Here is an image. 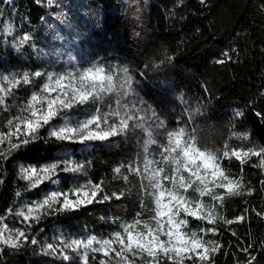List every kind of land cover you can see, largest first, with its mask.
<instances>
[{
  "label": "snow or ice",
  "instance_id": "1",
  "mask_svg": "<svg viewBox=\"0 0 264 264\" xmlns=\"http://www.w3.org/2000/svg\"><path fill=\"white\" fill-rule=\"evenodd\" d=\"M205 2L200 0L201 4ZM8 3L12 4V0ZM46 4L49 8L60 7L58 0H46ZM257 8L264 15V0ZM23 20L27 22L26 17ZM0 30V43L10 44L20 54L31 49L47 59L48 53L42 54L31 32L22 33L11 22ZM54 38L62 42V48L72 44L59 32ZM65 54L67 66L61 64L60 70L42 66L34 71L0 74V110L17 109L3 125L7 130L0 128V170L15 153L39 141L86 146L123 140L134 142L138 150L112 168L115 184L103 179L80 183L75 177L87 176L89 165L72 159L66 152L40 166L21 164L18 178L26 183L27 190L39 189L42 196L15 211L25 228L10 227L0 218V256L9 249L18 252L31 245L40 246L41 254L51 258L49 264H216L223 245L206 237L221 235L220 225L231 226L246 219L244 215L229 219L222 213L228 199L253 194L244 181L243 167L251 163L264 171V145H257L249 133L237 131V125L229 121V139L240 141L238 146L228 142L220 149L202 146L195 125L205 115L203 110L207 105L199 98H195V108L185 101V113L176 127H169L163 113L149 105L133 87L135 74L127 67L99 60L85 67L83 58L77 63L70 48L54 56L53 64H59ZM223 57L216 63L233 59L229 53H223ZM174 59L166 56L159 63L144 67L158 69ZM38 78L44 82L30 98L19 105L8 103L15 100L18 89L35 85ZM81 113L85 118L75 119ZM243 116L240 111L233 113L234 118ZM42 129H47V136L41 135ZM225 160L238 161L241 175L230 173L223 166ZM61 173L73 174V187L61 189ZM4 182L0 178V185ZM42 185L52 186L51 190L45 191ZM261 187L264 188V180ZM16 196L21 193L16 192ZM133 198L139 211L131 221L121 223L119 230L106 237L89 235L84 239L42 244L38 233L33 232L50 217L72 214L94 203ZM256 214L262 215L260 211ZM190 220L200 222L201 226L191 230ZM231 235L237 234L233 231ZM260 247L264 251V244ZM253 249L252 244L241 247L243 255L236 257L234 264H257Z\"/></svg>",
  "mask_w": 264,
  "mask_h": 264
},
{
  "label": "trees",
  "instance_id": "2",
  "mask_svg": "<svg viewBox=\"0 0 264 264\" xmlns=\"http://www.w3.org/2000/svg\"><path fill=\"white\" fill-rule=\"evenodd\" d=\"M260 3L261 0H206L204 4L200 0H70V6H65L67 13L59 15L55 7H46L45 0H12V4L0 0V12L4 13L0 15V29L11 22L18 31L31 32L42 54L48 53L47 59L31 49L20 54L10 44L0 43V74L34 71L42 66L60 70L68 55L61 56L59 64H53L52 58L56 51L66 53L70 48L77 63L83 58L82 66L99 60L127 67L135 74L133 87L149 105L163 113L169 127L177 126L181 114L185 113V101L195 108V98H199L207 105L203 110L205 115L198 118L195 125L202 146L220 149L225 142L238 146L240 141L229 139V121L237 125V131L249 133L257 145H264V15L258 11ZM56 14L59 17L55 19L57 30L64 32L72 42L70 46L62 48V42L58 43L51 29L45 28L43 19H53ZM25 17L27 22L23 20ZM62 20L65 23H61ZM92 20L95 28H82ZM66 25L70 27L65 29ZM223 53H229L233 59L216 63L224 59ZM166 56L175 59L158 69L144 67L159 63ZM141 72L143 76L139 75ZM43 82L38 78L35 85L22 86L15 100L10 99L8 103H24ZM16 111L15 107L11 112L0 110V128L7 130L3 125ZM238 111L244 116L234 118L233 113ZM84 118L83 113L75 117ZM41 135L47 136V129H42ZM136 150L134 142L123 140L86 146L61 145L55 141L31 144L4 162L0 170L3 173L0 178L5 181L0 185V218L10 227L25 228L14 213L24 197L32 200L41 193L39 189L27 190L26 183L18 178L20 164L40 166L66 152L72 159L89 165L87 176L75 177L80 183L103 179L115 184L112 168L126 161ZM223 166L234 176L241 175L238 161L225 160ZM242 174L253 194L228 199L222 214L229 219L244 215L246 219L231 226L220 225L222 234L213 236L223 245L216 264H234L235 258L243 255L240 248L248 244L254 245L257 264H264V251L260 247L264 244V188L261 187L264 171L250 163L243 167ZM73 186V174L61 173V189ZM41 188L47 189L43 185ZM18 191L19 197L16 196ZM137 211L135 198L94 203L72 214L50 217L33 232L38 233L42 244L58 242L59 237L67 240L88 235L106 237L119 230L121 223L131 221ZM257 211L262 215L258 216ZM200 226V222L190 220L191 230ZM233 231L236 236L231 235ZM50 260L41 254L40 246L31 245L18 252L9 249L0 256L2 264H49Z\"/></svg>",
  "mask_w": 264,
  "mask_h": 264
},
{
  "label": "rangeland",
  "instance_id": "3",
  "mask_svg": "<svg viewBox=\"0 0 264 264\" xmlns=\"http://www.w3.org/2000/svg\"><path fill=\"white\" fill-rule=\"evenodd\" d=\"M58 3H59V5H60V7H59V8L55 7V8H56V13H58L59 15H65V14L67 13V12H66V7H65V6H70V0H58ZM45 4H46V0H45ZM85 4L88 5V3H85ZM46 7H48L47 4H46ZM48 8H49V7H48ZM58 14H56V15H55V18H53V19L48 18V17H46V18L43 19V23H44V25H45V28H46V29H51V32H52L53 36H55L56 32H59V31L57 30V25H56V21H55L56 18H59V17L57 16ZM89 16H90V17H93V15H91L90 13H89ZM85 17H87V18L89 19L88 16H84L83 18H85ZM83 18H80V20H82ZM80 20H79L78 22H80ZM88 22H89V21H88ZM49 25H51V27H49ZM69 27H70V26L66 25V26H65V29H67V28H69ZM84 27H86L87 29L91 30V29H93V28L96 27V24L94 23V20H92L91 22L88 23L87 26H85V24H83L82 28H84ZM59 33H60L61 35L64 34V32H62V31H60ZM57 41H58V40H57ZM58 43L60 44L61 41H58ZM41 50H42V49H41ZM42 51H43V50H42ZM55 54H56V55H59L58 51H56ZM22 164H23V163H22ZM20 165H21V164H20ZM20 165H19V166H20ZM25 165H32V164H25ZM44 190H45V191H47V190H51V187H49V188H47V189H44ZM67 190H68V189H67ZM41 196H42V192L40 193L39 197H37V198H35V199H32V200H29V197H24V198L22 199L21 203L18 205L17 210H19V209L23 206L24 203H29V202H31V201H34V200L40 199ZM88 236H89V235H88ZM86 237H87V236H86ZM84 238H85V237H84ZM84 238H79V239H84ZM206 238H207V239H213V240H215L214 237H213L211 234H209V236L206 237ZM60 239H62V238L59 237L57 240L59 241ZM69 240H71V239H69ZM52 243H57V242H52Z\"/></svg>",
  "mask_w": 264,
  "mask_h": 264
}]
</instances>
